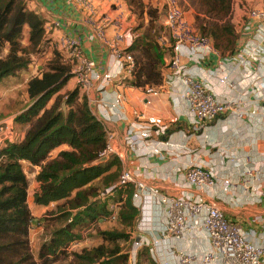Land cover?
<instances>
[{"label": "built area", "instance_id": "obj_1", "mask_svg": "<svg viewBox=\"0 0 264 264\" xmlns=\"http://www.w3.org/2000/svg\"><path fill=\"white\" fill-rule=\"evenodd\" d=\"M84 5L89 15V24L96 36L102 40L116 61L118 74L100 75L95 71V62L88 58L77 40L64 33L59 22L52 24L55 36L49 41V48L59 51L64 59L73 66L72 73L77 79L78 87L85 96L92 113L105 128L106 146L100 154V160L112 156L120 161L125 153L116 143V132L106 127L112 121L127 123L124 131V144L137 159L142 157L173 158L179 154H191L188 148L189 135L183 130L181 142L171 141V127L184 122L189 130L202 132L208 123L220 118L235 116L239 119L255 120L259 109H246L250 94L259 101H264V5L248 7L241 5L244 16L238 35L240 46L230 57L221 56L212 40L202 36L186 17L181 5L182 0H163L166 8L164 25L168 29L171 41L159 42L160 46L170 49L171 58L162 71V84L158 87H140L142 106L147 109L154 102L165 99L172 108L167 119L146 117L143 111L134 112L133 119L126 117L123 94H116L113 100L104 95L105 88L116 80H132L136 71L133 54L128 51L137 40L131 28L117 24L113 38L106 35V27L111 24L107 17L95 20L98 16L94 6L95 0H76ZM235 5H233L234 8ZM212 57L220 58L219 68L228 64L243 67L245 80L237 83L230 78L225 68L219 73L214 69L201 67ZM187 64L197 66V71ZM195 64V65H194ZM263 68V69H262ZM226 72V73H225ZM100 86L96 88V84ZM230 89L242 88L240 97L232 98L229 94L221 95L218 86ZM181 101L187 106V113H180ZM246 108V109H245ZM12 127L6 122L0 123V148L10 139ZM225 158L217 165L207 167L204 163L191 161L178 170L183 171L189 187L196 188L215 200L227 198L230 203H240L237 195L242 188L245 198L261 199L264 194V153L263 158L241 160L222 150L219 155ZM230 160L237 168L229 172L224 167L225 160ZM134 186L133 202L139 210V219L134 236L130 257L133 264L139 251L147 247L153 264H264V236L252 240L240 223L230 221L216 204L195 197L183 190L167 192L154 185H148L140 179L139 174L130 169H123L120 179L113 187L104 190L99 201H108L111 223H116L120 206L127 198L125 192L122 201L114 200L118 189ZM164 218L160 220L158 230L154 228L153 211ZM249 224L264 223V219L255 216ZM158 232V233H157ZM153 233L152 240L146 235ZM204 236L209 242L208 249H194L193 246L181 247V244H193L195 238Z\"/></svg>", "mask_w": 264, "mask_h": 264}, {"label": "trees", "instance_id": "obj_2", "mask_svg": "<svg viewBox=\"0 0 264 264\" xmlns=\"http://www.w3.org/2000/svg\"><path fill=\"white\" fill-rule=\"evenodd\" d=\"M124 1L131 8L143 6L140 0ZM192 1L200 6L196 15L197 31L210 38L223 55H233L239 37L232 22L233 0ZM148 14L154 17L151 10ZM26 27L29 45L25 47ZM46 39V22L29 10L28 0H0V82L26 69L34 56L43 54ZM128 51L136 62L129 85L136 88L160 86L162 71L167 65L166 50L143 35ZM52 53L42 76L29 82L28 96L32 105L17 118L18 123L29 125L25 138L0 148V264H56L71 242L79 239L84 231L108 220V201H99L98 197L118 183L121 176L122 165L117 157L99 161L106 146L105 128L90 110L79 87L60 93L73 77V66L59 51ZM53 99L54 103L48 107ZM62 145L72 150L50 159L51 152ZM23 161L41 168L35 203L48 206L62 202L57 206L58 215L49 214L48 225L53 227V234L42 246L38 258L30 246L29 233L34 218L28 205L29 183ZM123 192L127 198L120 206L116 223L132 228L140 213L133 202L134 186L118 189L114 197L122 201ZM94 230L104 243L77 255L78 264H128L130 254L122 253L118 241L128 240L129 233L118 229ZM139 255L141 261H148L146 250Z\"/></svg>", "mask_w": 264, "mask_h": 264}, {"label": "crops", "instance_id": "obj_3", "mask_svg": "<svg viewBox=\"0 0 264 264\" xmlns=\"http://www.w3.org/2000/svg\"><path fill=\"white\" fill-rule=\"evenodd\" d=\"M94 6L98 13L95 20L107 17L112 22L106 27V35L109 39L113 38L117 29V25L114 22L126 28H131L130 24H133L135 21V15L131 13L129 5L124 0H95ZM28 8L39 14L45 20L47 43L45 44V52L34 56L32 63L26 69L18 72L14 76L4 78L0 82V123L6 122L12 127L10 139L6 144H14L22 141L29 129V125L18 123L17 118L25 113L32 105L28 96V85L30 80L42 76L46 63L53 56V51L49 48L48 41L51 37L55 36L56 33L52 28L54 22H59L62 31L77 40L83 48L85 55L95 62L96 73L102 76L107 73L115 75L119 72L118 65L112 57L111 51L105 43L96 36L93 27L89 24V15L84 5L76 0H28ZM243 16V11L239 6L235 5L233 8L232 22L237 33L242 23ZM133 31L136 33L134 29ZM28 33L29 29L26 27L24 33L25 39L23 40V46L25 47L29 45ZM138 38H140L139 35H137V39ZM240 44L239 39L234 52L237 51ZM221 56L230 57L231 55H223L221 53ZM219 61L220 58L212 57L208 62L202 64L201 67L217 70V73L225 68V71L230 75L232 80H235L237 83L245 80L246 73L243 71V67H239L235 64H228L224 68L218 69ZM187 66L197 71V66H192V64H187ZM130 81L131 80H116L113 84L105 88L104 95H106L108 99L113 100L116 94H123L125 98L124 110L126 117L129 119H133L134 112L136 111H143L146 117L156 116L164 119L169 117L172 108L170 107V103L165 99L155 101L152 107L147 109L143 108L141 103L142 92L140 88L130 86ZM99 86L100 83H97L96 88ZM216 86H218L219 90L222 92L221 95L225 96L229 94L232 98L240 97L244 90L242 86H240L241 88L233 90L227 86ZM77 87V79L73 75L60 93L65 94L75 90ZM53 103L54 99L50 101L48 107H51ZM247 103V109L245 108L247 111L252 108L259 109L254 117L255 120L239 119L235 116L220 118L215 122L208 123L202 132L189 130L185 121L173 125L170 132L172 134L170 138L171 141H183L182 132L184 130L189 135L188 148L192 151L191 154H179L177 157L173 156V158L170 156L166 158L145 156L137 159L135 154L127 149L124 144L123 134L127 123L124 121H112L106 123V127L116 132V143L120 150L125 153V158L123 160L120 161L118 159L123 169L132 170L139 174L140 179L145 183L157 186L161 190L167 192L183 190L195 197L216 204L230 221L240 223L249 237L257 241L258 237L264 236V223L249 224L248 222L255 216L264 219V194L261 196L260 200H256L254 197L250 196L249 198H245L243 195L244 191H242V188H239L237 195L240 197V203H230L225 197L222 198V200H215L196 188L189 187L185 182L183 171H178L187 166L191 161H201L207 167L217 165L218 168H222L221 162L225 159L219 156L222 150L234 154L241 160L249 157L254 160L262 159L264 153V101H259L250 94L247 98ZM64 111H66V108H64ZM178 111L180 113H187V106L184 101L180 102ZM71 150L69 146L62 145L51 152L50 159L57 158L63 151ZM21 164L29 183L28 205L34 218L29 233L30 246L33 255L35 258H38L42 246L51 239L53 234V227L48 225V219L51 218L49 213L62 202H54L48 206L37 205L35 203V194L40 190V183L37 181V175L40 173L41 168L26 161L21 162ZM225 166L228 167L229 172H236L237 168L229 159L225 160L224 167ZM161 218L163 220L164 217L154 210L153 219L154 228L156 230H158ZM102 224L104 223L101 222L100 227H102ZM85 232L86 231L81 234L79 239L69 244L65 249L64 255H60L56 264H78L77 255L85 250L92 251L104 243L102 236L97 231L93 232L96 233V235L93 236L91 240L86 239ZM90 235L91 234H89V236ZM146 236L148 239L152 240L153 233H149ZM132 238L131 235V239ZM192 243L193 244H181V247H189V245L191 247L192 245L194 249H208L210 246L204 236L195 238ZM143 250L147 252V262H152L148 248L145 247L141 251ZM122 253L125 252L122 251ZM126 253L130 254V252ZM128 264H133L131 257L129 258Z\"/></svg>", "mask_w": 264, "mask_h": 264}, {"label": "rangeland", "instance_id": "obj_4", "mask_svg": "<svg viewBox=\"0 0 264 264\" xmlns=\"http://www.w3.org/2000/svg\"><path fill=\"white\" fill-rule=\"evenodd\" d=\"M140 1L143 3V6H141L140 9L136 5L134 6V8H131L129 6L131 13L133 15H135L134 23L130 24L131 29H134L136 31L137 35H139L140 37H142L143 35H146V36H148V38H150L151 40L158 42V43L163 42V41L170 42L171 41L170 33L164 25V18L166 15V8L164 5V1L163 0H140ZM233 4L236 6L244 5V6H248V7H261L264 5V0H254V1L233 0ZM181 5H182V7L186 13V17L189 19V21L196 28H198L197 26H198L199 22H197V20H196L197 9L200 8L198 3L195 1H192V0H182ZM148 10H151L152 12H154V17L153 16L151 17L148 14ZM201 20H203V19H201ZM24 39H25V36H24ZM238 42H239V37H238ZM162 48H164V47H162ZM164 49L166 50L167 63H169L170 58H171L169 48H164ZM235 49H236V47H235ZM122 170H123V168L121 167V170H120L121 174H122ZM113 199L114 200H111L110 203H113L115 201L120 200L118 198V196L114 197ZM58 213L59 212H57V207H56L49 214H50V216H53V214L58 215ZM139 222H141V220L138 218L135 221L134 226L132 228H126L121 224L111 223V222H109V220H105L103 222L104 224H102V227H100V225H98L95 228H96V230L97 229H99V230H101V229H103V230L118 229V230H122V231L129 233L130 236H129L128 240L118 241L120 248L122 249L123 252L126 253V252H130V250L133 247L134 240H133V238L131 239V235H132V237L139 235L138 231H136V228L138 227ZM95 228L91 227L88 231L85 232V236H86L87 240H91L92 237L96 235V233H93L95 231L94 230ZM84 229H88V228L85 227ZM89 234H91V235L89 236ZM139 253H140V251L138 252V254L135 258L136 264H153L151 262L150 263L147 262V260H145V259L143 261H141Z\"/></svg>", "mask_w": 264, "mask_h": 264}, {"label": "water", "instance_id": "obj_5", "mask_svg": "<svg viewBox=\"0 0 264 264\" xmlns=\"http://www.w3.org/2000/svg\"><path fill=\"white\" fill-rule=\"evenodd\" d=\"M100 162H104L105 160H99Z\"/></svg>", "mask_w": 264, "mask_h": 264}]
</instances>
